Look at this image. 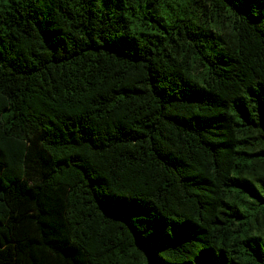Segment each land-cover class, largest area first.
Listing matches in <instances>:
<instances>
[{
    "label": "trees",
    "instance_id": "trees-1",
    "mask_svg": "<svg viewBox=\"0 0 264 264\" xmlns=\"http://www.w3.org/2000/svg\"><path fill=\"white\" fill-rule=\"evenodd\" d=\"M0 264H264V0H0Z\"/></svg>",
    "mask_w": 264,
    "mask_h": 264
}]
</instances>
